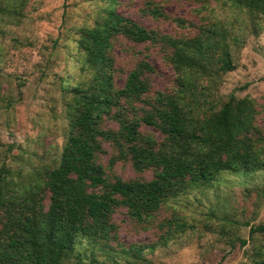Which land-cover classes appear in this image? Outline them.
<instances>
[{"label":"trees","instance_id":"trees-1","mask_svg":"<svg viewBox=\"0 0 264 264\" xmlns=\"http://www.w3.org/2000/svg\"><path fill=\"white\" fill-rule=\"evenodd\" d=\"M216 1L264 18V0ZM7 6L0 0V17ZM115 6L116 0H103L92 24L72 32L86 78L65 90L63 142L55 162L24 177L0 166V264H93L92 252L77 251L83 241L138 262L140 248L108 246L116 241L117 211L143 225L167 201L210 187L222 173L264 170V131L256 125L253 101L209 99V83L232 70L222 29L211 25L198 27L194 35H170L137 24ZM138 13L154 23L189 25L155 1L144 0ZM119 39L143 45L145 52H137L141 57L117 87L113 46ZM149 49L172 70L169 89H151ZM142 127L158 136L141 132ZM104 145L112 150L106 168L120 162L133 177L106 175L99 159ZM146 172L149 178L143 177ZM170 222L168 229L182 230L176 220ZM262 232L264 225L250 227L248 236ZM163 234L162 242L172 238ZM251 263L264 264V251L254 250Z\"/></svg>","mask_w":264,"mask_h":264},{"label":"rangeland","instance_id":"rangeland-1","mask_svg":"<svg viewBox=\"0 0 264 264\" xmlns=\"http://www.w3.org/2000/svg\"><path fill=\"white\" fill-rule=\"evenodd\" d=\"M143 1L116 0L115 10L145 28L157 27L170 35H194L198 27L211 25L222 29L232 70L202 86L210 89L213 101L229 96L251 99L256 125L264 131V18L216 0H150L160 3L170 17L189 24L180 29L170 20L154 23L141 17L138 9ZM6 4L8 11L0 17V166L24 177L57 159L63 142L65 90L86 78L72 32L92 24L103 0H6ZM143 48L122 39L114 44L117 87ZM147 62L154 69L151 89H169L172 70L162 55L149 49ZM141 132L158 136L148 127ZM111 153L104 145L99 159L105 168ZM105 173L122 180L134 176L120 162ZM143 177L149 178L150 172ZM173 219L182 230L165 226ZM113 222L116 241L109 242V248H140L138 262L84 241L78 253L92 252L93 264H126L127 259L129 264H252L253 251H264V232L248 236L250 227L264 225V170L222 173L210 187L192 188L167 201L143 225L131 223L124 210L114 214ZM165 231L172 238L162 242Z\"/></svg>","mask_w":264,"mask_h":264}]
</instances>
